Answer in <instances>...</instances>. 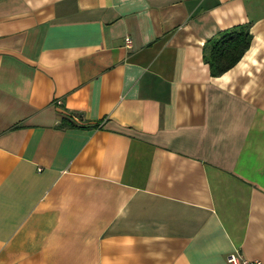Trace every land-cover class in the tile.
<instances>
[{
    "label": "crops",
    "instance_id": "0c3cea01",
    "mask_svg": "<svg viewBox=\"0 0 264 264\" xmlns=\"http://www.w3.org/2000/svg\"><path fill=\"white\" fill-rule=\"evenodd\" d=\"M230 252L264 263V0H0V264Z\"/></svg>",
    "mask_w": 264,
    "mask_h": 264
},
{
    "label": "trees",
    "instance_id": "16d2710c",
    "mask_svg": "<svg viewBox=\"0 0 264 264\" xmlns=\"http://www.w3.org/2000/svg\"><path fill=\"white\" fill-rule=\"evenodd\" d=\"M249 24H236L219 30L210 37L203 48V59L208 63L212 75L221 73L232 66L248 47ZM77 125L70 115L63 116L58 127Z\"/></svg>",
    "mask_w": 264,
    "mask_h": 264
},
{
    "label": "built area",
    "instance_id": "2783aa9c",
    "mask_svg": "<svg viewBox=\"0 0 264 264\" xmlns=\"http://www.w3.org/2000/svg\"><path fill=\"white\" fill-rule=\"evenodd\" d=\"M125 44L130 46L131 39L128 35L124 37ZM226 264H264L259 259H247L240 256L237 252H230L226 255Z\"/></svg>",
    "mask_w": 264,
    "mask_h": 264
}]
</instances>
